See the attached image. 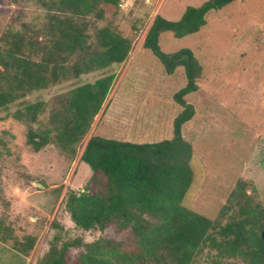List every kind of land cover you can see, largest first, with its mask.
Listing matches in <instances>:
<instances>
[{
    "label": "rangeland",
    "instance_id": "obj_1",
    "mask_svg": "<svg viewBox=\"0 0 264 264\" xmlns=\"http://www.w3.org/2000/svg\"><path fill=\"white\" fill-rule=\"evenodd\" d=\"M207 1L120 0L109 26L131 42L124 62L70 76L0 109V243L7 244L0 245V264L38 263L55 235L61 240L80 238L84 244L128 239L127 232L118 233L112 226L85 231L72 221L66 199L86 190L92 176L80 156L91 136L133 144L173 138V122L181 111L173 96L186 85L184 69L177 67L167 75L158 57L142 44L157 15L178 21L188 7ZM42 16L43 9L33 0H0V37L7 28H21ZM205 19L198 32L182 38L164 32L158 44L167 54L191 50L203 68L197 90L185 97L194 108V116L181 129L193 149V181L182 205L214 220L239 179L252 184L264 206V0H236ZM103 26H88L92 47ZM106 75L113 76V84L74 154L54 143L38 152L27 144L29 126L38 132L53 129L52 116L64 106L65 95ZM38 102L42 110L35 123L15 118L17 111ZM26 236L35 237V243L25 257L16 243H24ZM82 250L71 248L70 259ZM192 264H214V252L204 250Z\"/></svg>",
    "mask_w": 264,
    "mask_h": 264
},
{
    "label": "trees",
    "instance_id": "obj_2",
    "mask_svg": "<svg viewBox=\"0 0 264 264\" xmlns=\"http://www.w3.org/2000/svg\"><path fill=\"white\" fill-rule=\"evenodd\" d=\"M17 2L18 0H12ZM43 9L41 18L7 28L0 37V109L84 73L106 69L124 62L131 42L110 29L120 0H33ZM236 0H208L188 7L178 21L157 15L142 47L151 50L172 75L182 67L184 88L173 99L181 111L173 122V138L155 144H133L91 136L80 161L92 170L86 190L68 195L66 208L75 225L88 231L114 227L127 232L126 240H61L55 235L48 251L36 264H192L204 250L214 252V264H264V206L257 191L239 179L216 219L211 220L182 205L193 181L192 145L181 133L194 116L185 97L197 90L203 68L189 49L167 54L159 48V38L170 32L176 38L194 34L206 24V15ZM93 17L91 21L90 18ZM91 22L104 26L88 44ZM113 76L75 87L65 95L64 106L52 116L53 129L27 132V144L35 152L48 144L75 153L100 111ZM63 100V99H62ZM41 103L17 111V120L33 124ZM55 133L51 136V133ZM35 237H24L16 248L25 257L32 251ZM83 250L71 260L69 250Z\"/></svg>",
    "mask_w": 264,
    "mask_h": 264
},
{
    "label": "crops",
    "instance_id": "obj_3",
    "mask_svg": "<svg viewBox=\"0 0 264 264\" xmlns=\"http://www.w3.org/2000/svg\"><path fill=\"white\" fill-rule=\"evenodd\" d=\"M0 245L2 246V247H6L7 248V244H2V243H0ZM6 245V246H5ZM9 255V254H8ZM7 258H8V256H7Z\"/></svg>",
    "mask_w": 264,
    "mask_h": 264
}]
</instances>
